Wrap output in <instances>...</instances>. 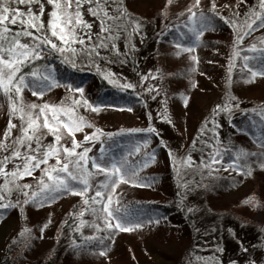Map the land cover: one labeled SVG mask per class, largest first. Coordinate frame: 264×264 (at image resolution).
<instances>
[{"label":"trees","instance_id":"16d2710c","mask_svg":"<svg viewBox=\"0 0 264 264\" xmlns=\"http://www.w3.org/2000/svg\"><path fill=\"white\" fill-rule=\"evenodd\" d=\"M167 1L111 3L110 13L122 9L125 15L118 30L112 33L115 39L109 47L98 49L100 55L73 45L78 50L75 56L46 51L22 69L26 82L34 81V87L43 86V75L54 78L58 85L45 88L42 98L32 95L34 87L25 88L24 102L73 107L76 115L99 130L88 141L77 140L82 142L77 152L88 148V157L109 162L126 157L125 167L136 170L133 179L137 186L118 184L112 202V208L120 209L117 215L125 217L132 230L105 229L97 218L99 214H93L80 195L61 191L53 194L55 199L39 202L45 195L37 185L39 170L11 183V177L0 175V205H4L0 207V222L5 218L17 221L0 254V264H127V259L130 264H148L150 257H146L149 252L144 251V243L150 239L162 246L172 245L170 250L160 251L171 264H241L242 260L237 262L238 255L245 257L244 251L264 247V76H252L264 65V31L253 32L239 44L235 42L237 34H243L240 25L246 14L259 10V0H245L243 4L238 1L232 10L203 2L191 18L187 11L180 17L166 15ZM42 3L44 11L51 12L52 5L47 0ZM35 7L39 11V5ZM88 7L83 5V17L93 25L92 31L99 33L100 22L88 13ZM178 45L203 48L224 71L218 97L220 110L213 107L202 118L189 119L191 131L182 145L173 144L160 126L157 103L161 106L166 100L186 99V91L192 86L190 76L196 73L204 83L208 69L202 70V63L194 71L182 64L172 63L165 68L156 64V56H168ZM252 45H256L255 51L251 50ZM147 59L153 73L151 80L144 83L142 79L137 81V74L142 73ZM233 61L234 67L229 71ZM245 81H250L246 84L248 90L238 96L237 90ZM129 84L132 87H124ZM84 85L82 93L73 90ZM74 100H87L98 111L82 103L73 105ZM0 102L5 107L0 114L3 138L9 123V101L0 96ZM135 107L139 118L133 125L101 127L93 121L104 114H134ZM13 123L19 125L20 121L13 119ZM12 135H19V131L13 129ZM71 140L65 135L61 144L70 147ZM51 142L53 137L47 136L45 143ZM134 147L136 152L132 151ZM213 148L220 149L225 160L236 164L237 173L212 174L204 167ZM3 155L7 153H0V157ZM49 164H55V159H50ZM108 167L110 170L111 163ZM13 168L14 164L6 166L7 171ZM86 168H91V161ZM91 170L95 173V169ZM105 180L104 174L94 175L93 188ZM24 184L31 188L18 187ZM80 186L76 185L77 189ZM33 191L38 197H31ZM25 193L29 195L26 197ZM26 199L29 203H24ZM249 200L251 203H246ZM56 204H60L59 209ZM52 210H57L56 219L48 235H44L42 228L50 224ZM82 221L92 226H81ZM43 237L42 247H37ZM101 252L105 254L100 255Z\"/></svg>","mask_w":264,"mask_h":264},{"label":"snow or ice","instance_id":"6c2138e0","mask_svg":"<svg viewBox=\"0 0 264 264\" xmlns=\"http://www.w3.org/2000/svg\"><path fill=\"white\" fill-rule=\"evenodd\" d=\"M117 2L122 0H47V4L53 6V10L49 13L50 18L46 26L41 19L44 15L42 0H0V96L6 97L9 101V123L3 138H0V153H7V155L0 157V175L11 177L12 180L8 181L11 183L17 179L32 176L39 170L41 178L37 180V185L39 192L45 193L40 197L39 202L55 199L53 194L61 191L80 195L88 209L93 214H99L97 218L103 223L105 229L131 231L132 228L127 226L129 221L117 215L120 209H113L112 202L113 193L118 184L132 183L133 186H137L133 179L136 176V170L125 167L123 161L109 162L104 159H92L87 156L90 151L88 148L77 152L76 149L81 147L82 142L75 139V133L82 131L84 126L91 125H85L84 118L76 115L73 107H66L63 104L57 106L48 103H26L22 95L25 88H33L35 84L34 81L26 82V74L22 69L40 59L46 51L70 52L75 56L78 50L73 45H80L82 50L86 49L89 54L94 53L98 56L100 55L98 49L109 47L110 42L115 39L112 33L118 30L119 22L125 15L122 9H117L116 14L108 10L109 4ZM172 2L173 0H168L169 5ZM199 3L200 0H196L192 7H198ZM239 3H245V0H239ZM85 4L89 5L88 13L100 22L99 33H94L93 25L83 17L81 9ZM20 5L27 7L21 8ZM32 5H39L38 13L34 11ZM187 11L191 14L190 18L195 16L192 8ZM229 23L234 22L229 21ZM240 27L243 29V34H237L235 41L237 44L253 31L264 28V0H259V10L246 14ZM261 43H264V40ZM111 47L115 48V44L112 43ZM191 50L184 49V51ZM251 50L255 51L256 45H252ZM261 51L264 52V49ZM192 59L196 58L192 57ZM244 59L247 61L248 58L244 57ZM232 67H234V61L229 64V71ZM261 68L259 72L253 71L252 76H264V65H261ZM32 75L36 74L32 73ZM40 80L44 82L43 86L35 85L32 91V95L38 98H42L45 88L51 89L58 86L55 79L49 75L41 76ZM124 87L130 88L132 85H124ZM73 90L83 92L79 88ZM81 103L86 108L98 111V108H94L87 100L73 101V105ZM13 119H19V125L13 123ZM13 129H17L19 135L13 137ZM149 131L154 130L150 128ZM65 135L72 138L70 147L61 144ZM47 136H52L53 142L45 143ZM84 139L88 141L91 137L85 135ZM216 155L212 157L213 163L218 162ZM50 159H55V164L50 165ZM149 159L154 160V157ZM89 161H91L90 169L85 167ZM109 163H111L110 170ZM8 164H14L11 171L6 170ZM91 169H95V173ZM100 174H104L106 180L94 189L91 178ZM76 185L81 186L77 189ZM18 187L29 189L31 185L24 184ZM28 195L25 193L26 197ZM31 197H38V193L31 192ZM2 199L3 197L0 196V200ZM24 203H29V200L26 199ZM93 205H99V207L93 208ZM11 206L8 205V207ZM83 214V212L80 213L81 216ZM81 226L92 225H86V222L82 221ZM140 226L135 225V227ZM95 227L100 230L99 225ZM104 254V252L100 253V255Z\"/></svg>","mask_w":264,"mask_h":264},{"label":"rangeland","instance_id":"374dc122","mask_svg":"<svg viewBox=\"0 0 264 264\" xmlns=\"http://www.w3.org/2000/svg\"><path fill=\"white\" fill-rule=\"evenodd\" d=\"M239 0H200L199 5H202L203 2L211 3L218 9L223 10H232ZM196 3V0H173V2L169 5L168 1L165 7V14L168 16H175L180 17L182 16L189 8H192V11L198 10L197 7H192ZM36 5H32L34 11L37 13L39 11L36 10ZM21 8H26V5H20ZM53 10V6L51 7V11ZM188 12V11H187ZM49 13L50 11L46 12L44 11V15L42 16V20L44 21L45 25L47 26L48 20H49ZM196 15L199 18V13ZM264 28H261L259 30L253 31L254 33H260L263 32ZM252 32V33H253ZM184 49H192L191 51H184ZM200 49V50H199ZM215 51V50H214ZM213 51V52H214ZM211 51V53H213ZM201 53V58H198V54ZM192 57H195L196 59L193 60ZM157 60L158 66L170 67V64L176 63V64H182L190 68V70L196 68H200V63H202V70L208 69V75L206 76V80L203 83L202 79L198 78L196 73H193L189 81H191L192 86L189 85L187 92L186 99H177V100H166L164 105L160 106V103H157V113L158 117L161 119L160 126L167 132V135L172 138L171 140L174 141L173 144L182 145L181 143L185 141V138L190 133L191 128V122H189V119L197 116L198 118H202L205 116L211 108H215V111H219L221 107V102L219 101L218 97L221 95V84L220 79L222 77V74L224 71H220L218 69V60L215 57H211L209 54H206V51H203V48H198L196 45L191 46H176V48L173 49V51L170 53V55L166 56L162 53L159 56H156L155 58ZM217 60V61H216ZM142 73L139 75L137 74V81L142 79V81L148 82L151 80L152 73H153V67L152 63L147 59L146 62L143 64V69H141ZM145 72V73H144ZM201 84V87L198 85ZM247 83H243L241 88L237 90V95L242 96L245 91L248 89L246 88ZM86 86H81L80 89L83 91L85 90ZM199 89V90H197ZM264 91V89H263ZM67 107V106H66ZM4 106L0 102V114L4 111ZM134 114L130 115H123L120 117H114L111 114H104L101 115L95 120L94 122H97V124H100L101 127L104 125L112 124L116 125L118 123L124 124V125H133L137 123L138 121V108L135 107L133 109ZM141 119L143 117H140ZM144 120V119H142ZM145 121V120H144ZM147 121V120H146ZM85 125H91L87 120H84ZM85 135H88L89 137L93 138L94 136L98 135V131L94 129L92 126H84L82 131L75 133V139L76 140H84ZM128 145H124V148H127ZM137 147L132 148L133 152H136ZM219 153V155H216ZM216 155V160L218 162L213 163L212 157ZM161 157L159 156L158 159ZM126 157H123L120 161H123L125 164ZM207 165V166H206ZM126 166V165H124ZM86 167V164H85ZM204 167L209 169L210 173H219V174H225V175H232L237 173L238 168L236 164L233 161H227L225 160L222 152L218 148H213L210 156L205 160ZM137 176V175H136ZM135 176V177H136ZM60 204H56L55 208L59 209ZM57 210H52L54 213L51 217L50 224L45 225L42 228V234L48 235L50 230L53 228L51 223L55 222L56 219V212ZM153 215H156L154 213ZM17 225V221L13 218H5L0 222V254L3 251V247L6 243V240L10 233L15 230ZM154 238V237H152ZM44 237L40 239L39 246L42 247V243L44 241ZM149 240V239H148ZM151 240V239H150ZM145 241L144 248L146 250L148 255L147 258L150 257V261L148 264H171L170 260H168L160 251L165 250L168 251L171 249L172 245L168 246H162L161 243L157 241ZM157 247H160V249H157ZM149 250V251H148ZM243 254H246L245 257L239 256L237 262H240L242 260L241 264H264V247L262 248H252L250 251H244ZM241 255V254H240ZM223 256V255H222ZM244 258V259H242ZM147 263V262H146ZM127 264H130L129 259H127ZM197 264H200L199 261ZM237 264V263H236Z\"/></svg>","mask_w":264,"mask_h":264}]
</instances>
